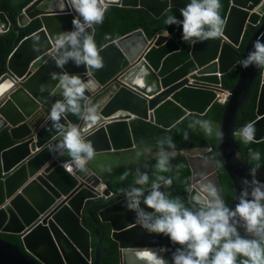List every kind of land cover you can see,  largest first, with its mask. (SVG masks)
<instances>
[{
  "label": "water",
  "instance_id": "95a60500",
  "mask_svg": "<svg viewBox=\"0 0 264 264\" xmlns=\"http://www.w3.org/2000/svg\"><path fill=\"white\" fill-rule=\"evenodd\" d=\"M223 1L220 0L221 7ZM108 3L107 11L114 6L143 8L159 18L168 9L181 12L190 0H108ZM55 4L56 0H33L22 10L17 16L19 28L39 20L42 29L13 45L7 61H0V88L4 87L0 92V133L7 130L14 142L0 154V234L19 236L23 247L0 237V264H100L107 229L119 245L118 264H145L137 253L161 248L168 249L163 255L167 264H172L176 244L166 236L164 245H160L155 233L136 223L135 213L124 206V198L112 203L117 195L110 196L112 192L108 188L103 195L110 197L102 199L106 207L98 212L99 220L89 215L94 201L100 199L102 178L96 173L72 175L62 166L69 157H58L49 151L63 135L55 129L49 130L51 109L47 107L55 95L62 98L63 92L59 81L50 76L61 71L53 59L55 38L60 32L74 30L72 20L76 16L68 9L60 13ZM263 17L264 0H228L222 34L191 43L189 59L164 76L159 75L163 61L181 47L170 35L155 34L148 39L142 29L103 46L99 53L104 67L99 70L87 71L84 65L76 66L69 61L64 71L96 82L95 91L88 96L99 107L102 122L90 128L87 135L95 154L136 149L131 129L133 120L170 129L189 115H204L226 91L218 123V132H223L222 141L217 135V146L209 149L208 156L184 154L190 170L184 204L198 208V198L206 195L201 184L208 181L215 184L222 196L217 161L232 184L228 207L234 209L241 181L252 178L251 168H257L256 179L264 181V162L256 167L247 166L234 144V136L243 128H236L237 115L247 103L257 79L260 83L256 119L250 123L256 128L254 141L264 139V67L245 69L240 64L253 50L256 39L264 34ZM9 29L8 18L0 12V39ZM88 31L91 33V29ZM246 32L250 36L241 53L239 47ZM141 65L149 68L148 85H155L151 90L135 82ZM236 66L239 73L235 84L224 89L222 76ZM41 85H46L47 90L41 92ZM68 122L84 126L72 114L68 115ZM160 191L166 192L163 185ZM141 208L148 213L154 211L143 202ZM84 214L100 230L96 247L92 246L91 232L84 226ZM238 231L242 237L252 238L242 227Z\"/></svg>",
  "mask_w": 264,
  "mask_h": 264
},
{
  "label": "clouds",
  "instance_id": "9594fccd",
  "mask_svg": "<svg viewBox=\"0 0 264 264\" xmlns=\"http://www.w3.org/2000/svg\"><path fill=\"white\" fill-rule=\"evenodd\" d=\"M55 6L60 13L68 9L74 11L76 16L72 20L74 30L60 32L55 38L53 59L61 71L52 72L50 76L52 80L59 81L63 92L62 99L56 100L51 107L49 120L52 124L49 130L55 129L63 135L59 142L50 146L49 151L58 157H69L62 163L67 171H84L86 161L95 155L94 145L87 139L89 129L102 122L99 107L88 96L95 91L96 82L84 80L80 75H70L64 71V66L72 61L76 66L84 65L87 71L104 67L95 43L93 26L103 23L109 3L108 0H56ZM220 8V0H190L181 9L182 20L170 15L165 23L169 26L182 25V40L185 42L195 44L215 39L222 34L225 24L219 14ZM88 29H91V33ZM240 64L245 69L251 66L264 67V34L256 39L253 50ZM149 75V68L141 65L135 75L136 84L147 86L149 90L154 88V84L148 85ZM40 90L46 91L47 86L41 85ZM69 114L82 120L84 126L68 122ZM197 125L206 134H211L210 121L196 120L190 127L195 128ZM255 133L254 123H248L240 130L246 143L254 140ZM218 136L222 141L223 132H218ZM184 139H188L187 134ZM165 143L170 148L175 147L171 137L158 141L161 152L155 167L160 172L168 171L170 165V154L164 150ZM251 155L255 160L260 159L259 152ZM256 173L257 168H251V180L241 181L242 188L238 197H235L238 203L234 209L225 205L219 190L211 181L201 184L206 195L198 198L200 206L195 210L185 207L179 198L169 199L166 192L160 191L161 185L165 187L172 184L171 179L158 176L149 185L148 173L139 169L135 184L141 187L122 189L121 194L124 206L135 213L139 226L150 233L163 234L173 244L180 246L172 254V264H237L238 257H244L239 264H264V183L256 179ZM126 176L127 173L121 179ZM146 191L148 194L145 196ZM141 202L154 211L146 212L141 208ZM241 227L251 239L240 235L238 229ZM167 251L161 248L159 251H142L137 255L145 264H167L163 255Z\"/></svg>",
  "mask_w": 264,
  "mask_h": 264
},
{
  "label": "trees",
  "instance_id": "16d2710c",
  "mask_svg": "<svg viewBox=\"0 0 264 264\" xmlns=\"http://www.w3.org/2000/svg\"><path fill=\"white\" fill-rule=\"evenodd\" d=\"M33 0H0V12L5 13L10 23V29L6 34H2L0 39V61L6 62L13 45H18L23 39L34 35L42 29L41 22L35 20L29 23L24 28L17 26V16L22 10L29 5ZM228 10V0H224L219 11L221 18L224 20ZM174 15L182 20L183 17L178 9L172 8L165 11L159 18H154L147 10L143 8H129L114 6L105 12L102 24L94 25L95 35L94 39L98 50L103 46L131 33L142 29L148 39L155 34L170 35L174 41L181 47V49L165 58L162 68L159 72L160 76H164L179 65L183 64L189 59V50L191 42L182 40V25H167L165 20L168 16ZM264 18V17H263ZM250 33L246 32L242 38L239 51L242 53L244 46L249 39ZM5 40V41H4ZM239 73V66L231 69L227 74L222 76V87L224 89L231 88L237 79ZM259 79L256 80L253 90L247 100V103L237 115L236 128L244 127L246 124L256 119L255 108L259 88ZM223 112V105L216 102L210 109L202 116L192 114L181 120L170 129H162L156 125L145 120L131 121V129L134 142L137 148H150L156 154L148 161L140 164L126 163L115 166L109 171L99 175L107 188L117 197H114L112 203L124 198L121 190H128L130 187H141L135 184L137 177V169L147 172L149 175V185L156 180L158 176H164L166 179H171L172 184L165 186L166 193L169 199L179 198L183 203L187 199V191L190 185V170L187 161L182 152H187L190 149L205 150L211 154L209 149L217 146V137H212L206 134L203 129L197 125L195 128L190 127L196 120H207L218 125ZM187 134L188 139L184 136ZM171 137L175 147H168L164 144V150L170 154V165L166 172H160L155 165L160 156L161 148L158 144L159 140H165ZM14 144L10 134L7 130L0 133V154L3 150L11 147ZM234 144L241 154V160L244 164L250 167H256L264 162V139L259 141H252L250 143L244 142L242 136L237 134L234 136ZM259 152L260 159L252 158L251 153ZM218 180L221 188L222 197L226 206H228L233 188L225 171L217 162ZM90 173L87 167L81 173ZM95 173V172H94ZM127 176L121 179L124 174ZM97 174V173H96ZM1 175V166H0ZM98 175V174H97ZM264 183V181H263ZM106 207L102 200H95L90 207V214L97 220L98 212ZM88 214H84V226L91 232L92 246L96 247L100 238V230L92 223ZM108 224H103L107 227ZM160 245H164L166 236L163 234H156ZM0 237L10 243L19 244L21 248L19 236L10 234H0ZM180 247L176 244V248ZM120 259L119 245L111 238V230L105 231V237L102 243L101 263L100 264H118ZM244 257L237 258V264Z\"/></svg>",
  "mask_w": 264,
  "mask_h": 264
},
{
  "label": "rangeland",
  "instance_id": "374dc122",
  "mask_svg": "<svg viewBox=\"0 0 264 264\" xmlns=\"http://www.w3.org/2000/svg\"><path fill=\"white\" fill-rule=\"evenodd\" d=\"M211 128H212V132L210 135L214 138L217 137L218 125L216 123L211 122ZM193 152L194 151L188 150L187 152H182V154L185 153L193 154ZM155 155L156 154L150 148H137L129 151H123L119 155H113V154L103 155V156L98 155L93 157L97 159L94 162L92 161L91 164L93 168L91 167V170H93L98 175H101L102 173H105L109 171L111 168L118 166L120 164H126V163L140 164L145 161H148L150 158H152Z\"/></svg>",
  "mask_w": 264,
  "mask_h": 264
},
{
  "label": "built area",
  "instance_id": "2783aa9c",
  "mask_svg": "<svg viewBox=\"0 0 264 264\" xmlns=\"http://www.w3.org/2000/svg\"><path fill=\"white\" fill-rule=\"evenodd\" d=\"M226 98H227V92L226 91H223L219 96H218V99H217V101H218V103H220V104H224L225 103V101H226ZM69 172V171H68ZM81 172L82 171H79V170H73L72 172H70L72 175H80L81 174ZM101 187H104V189L106 190L107 189V186L104 184V183H102L101 184V186L99 187V189H101ZM104 191V190H103ZM113 195V193H111V195L110 196H112ZM110 196H104L103 195V192L100 194V196H99V198L102 200V199H108Z\"/></svg>",
  "mask_w": 264,
  "mask_h": 264
},
{
  "label": "crops",
  "instance_id": "0c3cea01",
  "mask_svg": "<svg viewBox=\"0 0 264 264\" xmlns=\"http://www.w3.org/2000/svg\"><path fill=\"white\" fill-rule=\"evenodd\" d=\"M59 99H62L61 98V96H59V95H55L52 99H51V101L48 103V108L49 109H51V107H52V105L56 102V100H59ZM120 153H122V152H112V153H101V154H95L94 156H98V155H119ZM93 156V157H94ZM94 159V160H93ZM97 158H92V159H90V160H87L86 161V166H87V168H88V170H89V172H94L93 170H91V167H92V161L94 162L95 160H96ZM121 165V164H120ZM93 168V167H92Z\"/></svg>",
  "mask_w": 264,
  "mask_h": 264
},
{
  "label": "flooded vegetation",
  "instance_id": "af4514ba",
  "mask_svg": "<svg viewBox=\"0 0 264 264\" xmlns=\"http://www.w3.org/2000/svg\"><path fill=\"white\" fill-rule=\"evenodd\" d=\"M208 152V151H207ZM205 150H195L194 152H193V154H199V155H201V156H208V155H210V154H208ZM220 165V164H219ZM221 166V165H220ZM215 167H216V172H217V174H218V171H217V161H215ZM189 189V188H188ZM223 198V197H222ZM187 200V199H186ZM185 200V201H186ZM192 209H197V208H192Z\"/></svg>",
  "mask_w": 264,
  "mask_h": 264
},
{
  "label": "bare ground",
  "instance_id": "6f19581e",
  "mask_svg": "<svg viewBox=\"0 0 264 264\" xmlns=\"http://www.w3.org/2000/svg\"><path fill=\"white\" fill-rule=\"evenodd\" d=\"M3 89H4V87H3V88H0V92H1ZM34 123H35V122H34ZM34 123H33V124H34ZM103 190H105L104 187H101V189H99L100 192H104Z\"/></svg>",
  "mask_w": 264,
  "mask_h": 264
}]
</instances>
